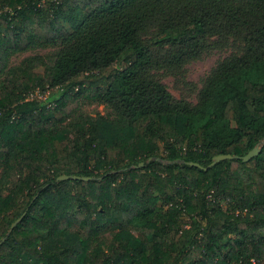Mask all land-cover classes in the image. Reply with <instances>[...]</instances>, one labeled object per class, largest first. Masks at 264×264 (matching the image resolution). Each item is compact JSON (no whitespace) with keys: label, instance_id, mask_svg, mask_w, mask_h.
Listing matches in <instances>:
<instances>
[{"label":"trees","instance_id":"16d2710c","mask_svg":"<svg viewBox=\"0 0 264 264\" xmlns=\"http://www.w3.org/2000/svg\"><path fill=\"white\" fill-rule=\"evenodd\" d=\"M215 36L235 50L172 99L153 46L173 64ZM35 40L57 46L7 67ZM0 72V264H264V144L241 158L264 138V0H0ZM80 98L115 117L62 124Z\"/></svg>","mask_w":264,"mask_h":264},{"label":"rangeland","instance_id":"374dc122","mask_svg":"<svg viewBox=\"0 0 264 264\" xmlns=\"http://www.w3.org/2000/svg\"><path fill=\"white\" fill-rule=\"evenodd\" d=\"M157 36V28L152 29L150 33L145 35L148 42H153ZM235 41L232 36L225 37H212L208 46V51L202 53L197 58H191L186 61L179 63L168 64L165 63V53L167 50V45L163 48H158L159 45L153 46V49L156 50V53L159 54L158 57V68L152 70L158 80L166 87L169 91L172 99L182 100L190 104L196 103L198 99V94L200 88L203 86L205 79L211 73L219 61L224 57L228 56L235 50ZM57 44H47L39 40L33 41L31 47L22 52L13 53L9 57L7 67L18 65L21 60L27 56L34 54L45 55L50 53L55 49ZM42 69H37V72H41ZM5 76V72H0V83ZM46 90L44 93L37 92L35 89L33 93L39 99H43L51 90ZM53 105V103H50ZM96 114L100 113L105 115L108 118L115 117L114 112L111 108L104 103L97 102L95 100H88L80 98L78 101V106L71 111V113L64 117L62 124L69 122L77 121L82 114ZM56 118L60 117V113L54 111ZM264 144V138L260 140L257 144L260 148ZM160 152L162 153V143ZM0 164V170H1ZM223 207L226 206L225 202H221Z\"/></svg>","mask_w":264,"mask_h":264},{"label":"water","instance_id":"95a60500","mask_svg":"<svg viewBox=\"0 0 264 264\" xmlns=\"http://www.w3.org/2000/svg\"><path fill=\"white\" fill-rule=\"evenodd\" d=\"M259 152H260V147L256 144V145H255L252 149H250L246 154H244L243 156H241V158H242V160H245V161H246V160L250 159L252 156L257 155ZM232 157H237V156L232 155V154H217V155H215V156L213 157L211 164L216 163V162H218V161H220V160L227 159V158H232ZM195 165H198V164L195 163ZM78 177H79V176H77V175L60 174V175L57 176V179H59V180H62V179H69V178L74 179V178H78ZM83 178H85V177H83ZM20 219H21V216L11 224V226H10V228H9V231L12 229V227H13L18 221H20ZM2 240H3V239H2Z\"/></svg>","mask_w":264,"mask_h":264}]
</instances>
